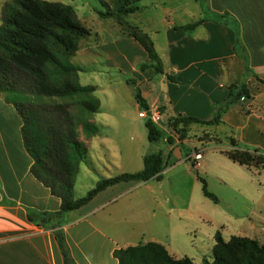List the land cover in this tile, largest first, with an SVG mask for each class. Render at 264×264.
Masks as SVG:
<instances>
[{"label":"crops","instance_id":"obj_1","mask_svg":"<svg viewBox=\"0 0 264 264\" xmlns=\"http://www.w3.org/2000/svg\"><path fill=\"white\" fill-rule=\"evenodd\" d=\"M144 8L158 11V17L149 18L145 24L126 23L150 37L161 74L153 68L139 69L150 62L147 53L135 39L123 36L117 22L119 36L109 43L99 42L97 48L130 52L129 59L124 56L125 65L148 111L160 114L158 126L172 138L173 142L167 143L168 155L175 159L181 155V142L177 140V130L168 124L170 119L185 116L210 121L225 102L228 88L244 84L249 98H240L219 124H192L186 128L187 133L199 126L202 136L211 134L213 138L209 139L220 141L216 132L222 131L221 137L228 143L232 139L242 150L264 156V0H150ZM139 11L138 8L128 16ZM198 21L202 22L185 30V26ZM89 47L79 43L75 56H90ZM245 67L249 73L245 74ZM118 92L131 110L137 114L141 111L129 84L122 85ZM7 97V93L0 92V264H64L53 231L26 221L28 210L58 212L61 200L31 174L34 161L25 147L23 120ZM48 102L38 100L41 105ZM100 112V104L99 112L92 115L67 108L71 120L78 123L87 118L99 129L104 127L98 120ZM76 133L89 153L96 136L84 135L80 126ZM101 146V155L106 156L105 146ZM107 155L116 157L110 151ZM140 183L144 182H121L108 187L64 217L61 230L74 264H118L114 251L147 243L163 246L173 259L180 260L174 256L169 232L162 237L152 231L157 217L162 228L165 223V228L170 229L171 210L148 207L143 191L137 187Z\"/></svg>","mask_w":264,"mask_h":264},{"label":"trees","instance_id":"obj_2","mask_svg":"<svg viewBox=\"0 0 264 264\" xmlns=\"http://www.w3.org/2000/svg\"><path fill=\"white\" fill-rule=\"evenodd\" d=\"M112 1L111 8L100 0L105 11H97L98 17L111 18L114 21L120 18L117 24L128 37L135 39L143 47L150 61L148 64H141L139 69L153 68L156 73L161 74L159 58L154 52L151 40L141 30L124 21L125 17L138 10L136 3L140 0ZM15 3L14 7L5 5L2 10L0 92L7 93L6 100L15 106L23 120L22 135L25 147L34 161L31 174L47 187L53 196L61 200L58 212L28 210L26 221L39 228L52 230L63 263L74 264L61 230L65 223L64 217L113 185L130 181L147 182L153 178L159 180L166 163L160 151L148 153L143 157L141 171L102 179L83 197L74 198V176L79 161L77 154L86 151L85 145L78 140L76 128L80 126L81 133L87 132L91 135L97 132V128L87 118L84 121L79 120L78 123L71 120L67 108H76L92 115L98 112L99 106L88 98L94 88L80 86L70 77L76 72V68L67 60L77 53L81 39L89 35V30L76 18L70 6L41 0H15ZM201 22L184 28L192 30ZM246 73H249L247 67ZM168 79L171 80L169 77ZM126 82L134 88V98L139 109L148 110L137 82L133 79ZM228 91L225 102L218 106L212 120L200 121L196 118L177 116L170 119L168 124L177 130L180 136L183 132L187 133L186 128L192 124H219L222 116L239 102L240 98H249L244 84L231 85ZM41 98L49 102L38 104ZM145 127L149 143L163 140V131L159 126L147 119ZM167 142L171 144L173 141L168 138ZM229 146V151L225 152L229 160L245 167L253 162L248 149L242 150L232 139L229 140ZM253 153L257 154V151ZM260 158V163L264 164V156ZM201 181L203 194L216 201L215 197L207 192L204 181ZM113 255L118 264H193L188 258L173 259L163 246L156 243L116 250ZM212 255V262L205 261L204 264H264V246L256 240L232 236L225 241L219 232L214 236Z\"/></svg>","mask_w":264,"mask_h":264},{"label":"rangeland","instance_id":"obj_3","mask_svg":"<svg viewBox=\"0 0 264 264\" xmlns=\"http://www.w3.org/2000/svg\"><path fill=\"white\" fill-rule=\"evenodd\" d=\"M41 1L70 6L76 18L89 30V35L81 39L80 44L89 45L91 55H74L67 62L76 68L70 77L78 85L94 88L88 98L98 106L100 104L98 120L104 123V127L99 129L95 126L97 132L93 135L84 133L96 137L89 153L86 149L77 154L79 161L74 176V197H83L102 179L141 171L143 157L160 151L166 163L161 178H153L137 184V187L143 191L142 197L146 199L148 207L157 206L158 210L164 212L171 210L168 216L170 229L165 228V223L162 228L157 217L152 223V231L162 237L169 232L177 259L188 258L193 264L212 262L214 236L218 232L225 241L232 236L245 237L264 246V164L260 163L263 155L249 151L253 162L248 163L247 167L240 166L225 156V152L229 151L226 144L229 143L221 137L222 131L216 132L221 138L217 141L209 139L213 138L211 134L209 137L202 136L199 126H195L197 130L193 128L189 133L183 132L177 136L181 142L179 159L172 155L168 158V142L160 140L149 143L145 120L127 106L118 92L122 85L127 84V80L133 79L124 62V56L129 59L130 52L123 49L119 52L114 47L97 48L99 42L109 43L119 36L115 21H120V18L115 21L111 18L100 19L97 11H105L100 0ZM101 1L112 8V0ZM149 4L150 0L137 2L140 11L134 16L125 17L124 21L145 24L149 18L158 17V11L144 8ZM5 5L14 7L16 3L15 0H0V24ZM123 36H127V33L123 32ZM129 86L134 91L133 86ZM221 129L225 131L224 127ZM164 138L168 139V136L163 131ZM184 139L187 140L185 145ZM100 143L105 146L106 156L101 155L104 149ZM109 151L116 154L115 159L107 155ZM199 151L202 159L199 167L195 168L194 162L188 160L187 156ZM201 180L216 201L203 194ZM178 211L181 212L179 217Z\"/></svg>","mask_w":264,"mask_h":264},{"label":"built area","instance_id":"obj_4","mask_svg":"<svg viewBox=\"0 0 264 264\" xmlns=\"http://www.w3.org/2000/svg\"><path fill=\"white\" fill-rule=\"evenodd\" d=\"M244 98H241V101H243ZM138 117L140 119H144V120H150L152 123H154L155 125H160V122H161V116L159 113L157 112H150L148 110H141L139 113H138ZM164 141L167 142V139H163ZM187 159L188 160H192L194 162V166L195 168H198L199 167V161L202 159V154L201 152H195L193 154H191L190 156L188 155L187 156Z\"/></svg>","mask_w":264,"mask_h":264}]
</instances>
